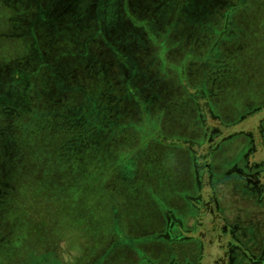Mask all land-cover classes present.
I'll return each mask as SVG.
<instances>
[{
    "label": "rangeland",
    "instance_id": "1",
    "mask_svg": "<svg viewBox=\"0 0 264 264\" xmlns=\"http://www.w3.org/2000/svg\"><path fill=\"white\" fill-rule=\"evenodd\" d=\"M248 160L264 162V0H0V264H235L234 244L264 264ZM215 198L228 222L205 216Z\"/></svg>",
    "mask_w": 264,
    "mask_h": 264
},
{
    "label": "flooded vegetation",
    "instance_id": "2",
    "mask_svg": "<svg viewBox=\"0 0 264 264\" xmlns=\"http://www.w3.org/2000/svg\"><path fill=\"white\" fill-rule=\"evenodd\" d=\"M244 158H245V156H244ZM195 163H196V158L194 156V168H195V172H196ZM247 163H248V165H245V163H244V165L242 166V168L248 174H245V175L243 174L244 176H241L240 177L241 179H243V180L240 179V183H245V194H249V192L252 193L251 191H249V187L247 186L248 184L251 183V180H250V177H249V176H252L253 175V173L251 174V171H253L257 167L259 168V165H264V162H261L258 165L254 164V163L251 164V162L249 160L247 161ZM239 172H240V170H239ZM195 176L196 175L194 173V177ZM210 178H211V176H210ZM194 180H195L196 187L198 186L197 188H195L196 189L195 190L196 191L195 192V195H198V194H200L199 191L201 190V185H199V183L197 181V176L195 177ZM205 180H207V178L204 176L203 177V182H206ZM210 182H211V179H210ZM210 182L208 184V186H209L208 188H210V190L213 191L216 196L217 195L219 196L220 193H218L217 190H215V189H213V187H211ZM179 188H181V187H179ZM178 194H179V190H178ZM197 198L198 197H192V196H188L187 198H185L186 199L185 201L188 202L192 206V209H193V212L189 215V217L191 216L190 217L191 220L194 219L195 216H196V214L199 213L198 206L196 204H194V202H193ZM169 199H172V198H169ZM172 200H174V199H172ZM215 200H216V203L214 205H211V207H209V211H208V213H206L205 216H207V219L210 218L209 222H214L215 218L218 219V217L220 219V220L218 219L220 222H228L225 218H221L222 215L220 214V212L218 211V208H217V198H215ZM169 206L170 205L168 204V202H166V203H162V208H161L162 218H163V221L165 222L164 223V228H163V231L162 232L163 233L165 232L168 236H170L171 231H176L178 234L180 232V229H179L180 228V225L179 224H174V222H183L180 218H175V215L173 213V210L171 211V209H170ZM185 222H190V220L188 218H186L185 219ZM191 222H197V221L196 220H192ZM198 222H202V221H198ZM230 222H232V221H230ZM230 247L233 250V252H235V255H236V256L234 255V258H233V260L235 261V264H245L243 262V260H242L243 258L245 259V257L247 259H250V261L253 262L252 256L249 258V256L246 255L245 249L247 250V252L249 251L246 247L243 248V247L237 246L236 244L230 245ZM231 256L233 257V254H230V256L228 257V259H229L228 264H231V261H232ZM149 259L151 260V258L145 257V258H143L141 260V263L143 262L142 264H149L150 263L149 262L150 261ZM156 263L159 264L158 262H156ZM174 263L175 262L171 261V262H169L167 264H174ZM226 263H227V260H226ZM255 263H257V262H255Z\"/></svg>",
    "mask_w": 264,
    "mask_h": 264
},
{
    "label": "trees",
    "instance_id": "3",
    "mask_svg": "<svg viewBox=\"0 0 264 264\" xmlns=\"http://www.w3.org/2000/svg\"><path fill=\"white\" fill-rule=\"evenodd\" d=\"M256 74H258V73H256ZM190 75V74H189ZM191 75H193V74H191ZM215 76H211V78H210V81L212 82V83H215ZM263 80H260V82H262ZM218 82V81H217ZM257 83H258V81H257ZM169 87H171V86H169ZM249 91H251V89H249ZM165 91H163L161 94H159V93H157V92H155L154 91V93H155V97H150V99L152 100V103H154L155 102V104L159 101V103H161L162 105L164 104V109L165 110H169L171 107L169 106V100H170V96H168L167 98H164V99H162V97H164V95H163V93H164ZM243 94H245V90H244V93ZM163 95V96H162ZM162 96V97H161ZM177 96V95H176ZM247 96H250V97H252V95H251V92H248L247 94H246V96H245V98L247 97ZM172 99V98H171ZM174 99V100H173ZM173 102H175V100H178L180 103L179 104H183V103H185L183 100H181V99H179L178 97H175V95L173 96ZM172 104H174V103H172L171 102V105ZM175 104L177 105V103L175 102ZM174 104V105H175ZM186 104V103H185ZM186 106H188L187 104H186ZM173 109L175 110V111H178V109L176 108V106L175 107H173ZM136 111V110H135ZM161 129H162V131L163 130H166L165 129V126H163V125H161ZM145 139L146 140H148V139H150V140H152L151 142L153 143H149V141L145 144V145H143V149H145V151L143 152V154H144V157H143V159L145 160V163H153V161H154V159L151 157V154H153V152L154 151H156L157 150V148H158V145L156 144V137H153V136H149V137H145ZM155 140V141H154ZM158 140V139H157ZM151 144L153 145V149H152V153H150L149 152V149H150V146H151ZM147 146H149V149H147ZM140 148V147H139ZM141 149V148H140ZM158 151V150H157ZM133 152V150H130L127 154H125V155H128L126 158L128 159L129 157L131 158V156H132V153ZM159 154H160V152H159ZM160 155H162V154H160ZM133 157V156H132ZM132 159V158H131ZM129 160V159H128ZM131 162V161H130ZM159 163V162H158ZM151 168H153V169H155L154 171H160V170H158L157 168H161L162 169V165L161 166H158L156 163L151 167ZM150 168V170H152ZM169 200V199H168Z\"/></svg>",
    "mask_w": 264,
    "mask_h": 264
}]
</instances>
